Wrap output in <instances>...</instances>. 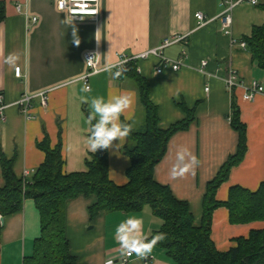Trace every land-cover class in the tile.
<instances>
[{
	"label": "crops",
	"instance_id": "obj_1",
	"mask_svg": "<svg viewBox=\"0 0 264 264\" xmlns=\"http://www.w3.org/2000/svg\"><path fill=\"white\" fill-rule=\"evenodd\" d=\"M0 1L5 4V18L0 22V95L5 106L0 114V154L13 159L16 177L23 178L28 171L26 179L30 180L43 162L45 155L38 143L44 137L51 148L61 142L64 173L86 170L85 161L92 153L86 142L90 134L86 112L92 111L94 97L132 93L133 104L120 119L141 129L143 109L133 82L113 80L103 70L104 65L116 63L121 55L135 57L157 48L165 39L181 36L182 40L163 50L165 58L181 63L179 70L156 75L158 59L136 63V72L150 85L149 98L157 108L160 128L182 120L186 109L194 112L188 129L169 139L164 157L154 168V180L167 186L177 200L188 203L198 226L207 183L237 149L238 134L230 126L234 101L246 127V152L218 188L216 200L226 202L232 187L255 192L264 183V94L256 95L253 101L243 99L251 83L264 87V70L247 47L239 45L254 27L264 23V0H257L256 5L245 1L231 11L229 36L221 31L219 17L224 8L220 0H99L97 18L80 20H65L68 16L57 8L56 0ZM196 13L204 16V24L196 20ZM32 18H36L35 23ZM14 51L22 53L21 78L4 63V57ZM86 53L96 55L99 70L85 81L91 92L82 91ZM203 62L207 64L203 66ZM230 73L236 80L228 89L225 80ZM41 93L47 98L45 106L37 96ZM23 95L33 97V119H25L16 106ZM125 143L126 138L113 141L118 147L108 149V177L118 186L127 183L125 171L130 165L121 152ZM180 147L187 148L199 163L193 172L173 179L170 170ZM94 203V196H78L65 203V236L76 264H107L109 260L119 264L122 250L115 228L129 216L143 219L147 238L162 225L149 207L137 213L101 211L91 218L89 207ZM261 229L264 221L231 224L228 210L219 207L212 214L210 237L216 249L225 252L234 239ZM39 236V213L32 200H25L19 212L3 218L0 264H23ZM147 256L152 257L150 264H172L156 248ZM128 264H144V257L133 255Z\"/></svg>",
	"mask_w": 264,
	"mask_h": 264
},
{
	"label": "trees",
	"instance_id": "obj_2",
	"mask_svg": "<svg viewBox=\"0 0 264 264\" xmlns=\"http://www.w3.org/2000/svg\"><path fill=\"white\" fill-rule=\"evenodd\" d=\"M4 18L5 4L0 1V22ZM243 41L252 59L264 70V23L254 27L250 37ZM136 67L134 62L126 64V71L119 77L133 82L143 109V127L137 130L132 127L121 149L130 161L125 171L126 184L118 186L109 179L108 149L90 153L85 161V171L66 174L63 172L61 142L51 148L44 137L38 148L45 157L30 180L16 177L13 159L0 154L3 177L0 217L19 212L28 199L33 201L39 213L40 236L34 241L32 255L25 258L23 264H76L65 236L64 208L68 200L78 196L95 197V203L89 207L91 218L101 211L137 213L149 207L162 225L148 239L157 233L165 234V239L154 248L162 251L172 264H264V229L252 230L247 237L234 239L233 246L225 252L218 251L210 237L212 214L219 207L228 210L231 224L264 221V183L255 192L232 187L226 202L216 200L218 188L246 152V127L240 120L239 108L232 101L230 126L238 134L236 152L207 183L202 217L195 226L188 203L177 200L167 186L157 183L153 177L155 166L166 153L169 139L188 129L194 121V112L186 109L182 120L166 129L160 128L157 108L149 98L150 85L136 72Z\"/></svg>",
	"mask_w": 264,
	"mask_h": 264
},
{
	"label": "clouds",
	"instance_id": "obj_3",
	"mask_svg": "<svg viewBox=\"0 0 264 264\" xmlns=\"http://www.w3.org/2000/svg\"><path fill=\"white\" fill-rule=\"evenodd\" d=\"M65 0H58V8L63 11ZM89 5L86 3H77L72 6V10H87ZM70 19L66 17L65 20ZM74 43H77L74 41ZM22 53L19 51L10 52L4 57V63L16 75L21 71ZM92 65V60H88ZM126 61H117L116 63H106L103 70L110 73L112 79L119 78L126 69L123 65ZM115 69V71H113ZM98 71L90 75H97ZM91 85L84 83L82 91L91 92ZM245 99L250 97L245 96ZM133 104V94L130 92H121L111 94L107 99L104 97H94L91 100L92 111L87 116L89 125V135L86 137L88 149L95 153L98 149L107 150L113 147V141L121 142L132 132V125L121 121V114L129 109ZM93 121H95L93 123ZM114 147H118L116 144ZM199 161L187 148L180 147L176 152L175 163L172 165L170 175L173 179L181 177L186 173L193 172ZM115 239L118 242L122 255L143 258L152 252L157 244L165 239V234L157 233L148 239L144 234V221L142 218L129 216L122 220L115 228ZM107 264H113L111 260Z\"/></svg>",
	"mask_w": 264,
	"mask_h": 264
},
{
	"label": "built area",
	"instance_id": "obj_4",
	"mask_svg": "<svg viewBox=\"0 0 264 264\" xmlns=\"http://www.w3.org/2000/svg\"><path fill=\"white\" fill-rule=\"evenodd\" d=\"M249 2L251 5H256L257 0H220L221 6L224 8L223 12L221 13L219 17V21L221 24V31L223 32L224 35L229 36L231 31V11L240 3L242 2ZM77 3H86L89 5V9L87 10H72V6ZM57 8H58V0H56ZM98 4L99 0H65V7H64V12L67 14L68 17H70V20H80L83 18H91V19H96L98 16ZM59 9V8H58ZM60 10V9H59ZM61 11V10H60ZM195 18L197 21H199L200 24L205 23V18L201 13H196ZM32 23L36 22V18L31 19ZM183 37L181 36H174L169 39H165L160 46L154 49H150L148 51H145L135 57H126L124 55H121L119 58V61H126V63L123 65V67H126V64L130 62L137 63L139 60H146L149 58H156L158 59V64L155 68V74H161L164 70H171V71H177L181 67V63L179 61H173L170 59H167L163 56V50L182 40ZM242 48H245V43L243 41L240 42L239 44ZM92 60V65L89 64L88 60ZM84 62L87 68V73L85 76L82 77V80L85 82L87 81V78L91 76L90 74L94 71H98L97 69V57L94 53H86L84 54ZM203 66H205L207 63L203 62ZM15 77L21 78L22 77V72L20 71L19 75H16L14 72ZM235 80L236 76L233 73H230L228 78L225 80V85L228 89H231L232 87L235 86ZM208 89L206 88L205 91ZM259 94H264V87L259 85L256 82L251 83L247 88H246V93L243 96V99L246 101H253L256 95ZM40 99V103L42 106L46 105V96L43 95L42 93L37 95ZM250 97L249 99H245L244 97ZM32 96L28 95H23L20 100L16 103V106L19 110V113L27 120L33 119V115L31 113L32 111ZM5 108L3 104V99L2 95H0V114L2 113L3 109ZM29 174L28 171H24L23 173V178L26 179L27 175ZM132 256H126L122 255L118 261L119 264H128L129 261L132 259ZM152 260L151 256H146L144 257V264H150Z\"/></svg>",
	"mask_w": 264,
	"mask_h": 264
},
{
	"label": "rangeland",
	"instance_id": "obj_5",
	"mask_svg": "<svg viewBox=\"0 0 264 264\" xmlns=\"http://www.w3.org/2000/svg\"><path fill=\"white\" fill-rule=\"evenodd\" d=\"M132 127H133L135 130H137V125L132 124Z\"/></svg>",
	"mask_w": 264,
	"mask_h": 264
},
{
	"label": "water",
	"instance_id": "obj_6",
	"mask_svg": "<svg viewBox=\"0 0 264 264\" xmlns=\"http://www.w3.org/2000/svg\"><path fill=\"white\" fill-rule=\"evenodd\" d=\"M0 222H1V224L3 223V218L2 217H0Z\"/></svg>",
	"mask_w": 264,
	"mask_h": 264
}]
</instances>
